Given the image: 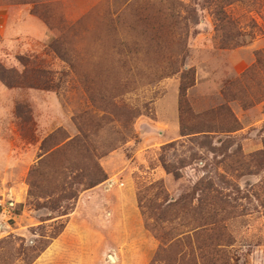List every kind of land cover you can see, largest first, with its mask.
<instances>
[{"label": "rangeland", "instance_id": "1", "mask_svg": "<svg viewBox=\"0 0 264 264\" xmlns=\"http://www.w3.org/2000/svg\"><path fill=\"white\" fill-rule=\"evenodd\" d=\"M0 72V264H264V0H0Z\"/></svg>", "mask_w": 264, "mask_h": 264}, {"label": "trees", "instance_id": "2", "mask_svg": "<svg viewBox=\"0 0 264 264\" xmlns=\"http://www.w3.org/2000/svg\"><path fill=\"white\" fill-rule=\"evenodd\" d=\"M6 75L5 74H3V73H1L0 72V78H2V80L3 81H5L6 83H10L8 80H7V78L5 77ZM9 85H11V84H9ZM166 169H167V167H166ZM101 182V181H100ZM100 182H93L92 184L90 183L89 185H88V187L91 189V188H93V187H95L96 185H98Z\"/></svg>", "mask_w": 264, "mask_h": 264}]
</instances>
